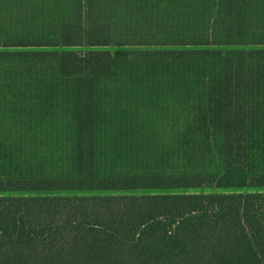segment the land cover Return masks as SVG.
I'll return each mask as SVG.
<instances>
[{"label":"trees","instance_id":"1","mask_svg":"<svg viewBox=\"0 0 264 264\" xmlns=\"http://www.w3.org/2000/svg\"><path fill=\"white\" fill-rule=\"evenodd\" d=\"M0 264H264V0H0Z\"/></svg>","mask_w":264,"mask_h":264},{"label":"rangeland","instance_id":"2","mask_svg":"<svg viewBox=\"0 0 264 264\" xmlns=\"http://www.w3.org/2000/svg\"><path fill=\"white\" fill-rule=\"evenodd\" d=\"M72 50L80 51V50H85V49L75 48V49H72Z\"/></svg>","mask_w":264,"mask_h":264}]
</instances>
